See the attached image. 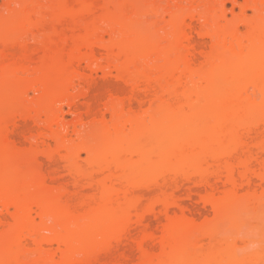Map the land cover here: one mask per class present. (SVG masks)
I'll return each mask as SVG.
<instances>
[{
    "label": "bare ground",
    "instance_id": "6f19581e",
    "mask_svg": "<svg viewBox=\"0 0 264 264\" xmlns=\"http://www.w3.org/2000/svg\"><path fill=\"white\" fill-rule=\"evenodd\" d=\"M241 1L2 0L0 264H91L153 207L125 259L264 264V0Z\"/></svg>",
    "mask_w": 264,
    "mask_h": 264
},
{
    "label": "snow or ice",
    "instance_id": "6c2138e0",
    "mask_svg": "<svg viewBox=\"0 0 264 264\" xmlns=\"http://www.w3.org/2000/svg\"><path fill=\"white\" fill-rule=\"evenodd\" d=\"M175 196H180L181 193H174ZM139 211V210H138ZM155 208L153 207L150 210H146L143 213L144 219L140 221L139 224L129 222L125 230L118 236L113 238L109 247L101 251L92 261L91 264H138L135 257L131 259H125L122 255L124 249L121 247L126 241H139L140 247H146L151 229L145 227L151 219L152 214L154 213ZM143 237V239H141Z\"/></svg>",
    "mask_w": 264,
    "mask_h": 264
},
{
    "label": "rangeland",
    "instance_id": "374dc122",
    "mask_svg": "<svg viewBox=\"0 0 264 264\" xmlns=\"http://www.w3.org/2000/svg\"><path fill=\"white\" fill-rule=\"evenodd\" d=\"M165 1H166V0H165ZM3 2H4V1H3ZM241 2H242V1L239 0V3H241ZM0 5H2V0H0ZM2 6H3V5H2ZM2 6H0V7H2ZM0 9H1V8H0ZM231 9L234 10L233 12H236V11H237L236 8L233 9L232 6L228 3V4H227V7H226V11H227L226 14H227V18H229V21L232 20V19H230V17H231L232 14H233V13L231 14ZM232 18H233V17H232ZM194 32H195V30H194ZM194 32H193V34H194L193 36L195 37V36H196V35H195L196 33H194ZM195 38H197V37H195ZM98 75L100 76V73H98ZM122 94H123V95H122ZM119 95L123 96V97H121V98H125L127 94H126V92H125V93H124V92H123V93L121 92ZM119 95H118V96H119ZM124 96H125V97H124ZM119 97H120V96H119ZM65 111H67V110L65 109ZM71 117H72V115L70 116V114L66 113L65 119H66L67 121L72 120ZM185 201H186L185 203H186L189 207H191V210H193L192 212H193L195 215L199 216L200 212H203V207L200 206L201 204L198 202V198H197L196 196L193 197V198L191 197L189 200H185ZM259 222H261V224H260V225H261V231H260V229L258 228V231L261 232L260 234L257 233V232H254V231L257 230V226H256V228H254V226H253V228H254L253 234H254V235L251 233V230H252L253 228H251L250 230H248V229H246V227H247V226H246L244 229H246V232L249 233L248 236L252 234L251 236H255V238L257 239L256 236L259 234V235H261V236H259L258 238L261 237V239L263 238V240H264V219L261 218V221H258V223L253 221V223L251 222L250 225H251V224L253 225L254 223H255V224H256V223L259 224ZM248 223H249V222H248ZM255 224H254V225H255ZM248 227H249V225H248ZM250 227H251V226H250ZM258 227H259V225H258ZM255 229H256V230H255ZM243 231H244V230H243ZM248 231H249V232H248ZM231 232H233V231L231 230ZM246 232H245V233H246ZM246 235H247V234H246ZM261 239H260V240H261ZM258 240H259V239H258ZM263 240H262V242H264ZM262 242H261V243H262ZM124 247H125V246H124ZM122 248H123V247H122ZM124 249H125V248H124Z\"/></svg>",
    "mask_w": 264,
    "mask_h": 264
}]
</instances>
